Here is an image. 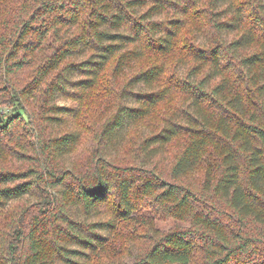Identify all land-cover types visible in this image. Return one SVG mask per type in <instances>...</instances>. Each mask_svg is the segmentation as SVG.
Masks as SVG:
<instances>
[{
  "label": "trees",
  "instance_id": "16d2710c",
  "mask_svg": "<svg viewBox=\"0 0 264 264\" xmlns=\"http://www.w3.org/2000/svg\"><path fill=\"white\" fill-rule=\"evenodd\" d=\"M201 2L0 0V106L13 107L1 114L0 215L37 198L0 230V264H264V0ZM145 52L176 65L139 71L120 91L104 81L113 60L116 86ZM101 84L117 112L77 168L82 135L59 129L80 108L61 103L92 101ZM173 96L141 143L143 166L119 165L128 132ZM179 138L166 175L155 162ZM142 209L187 226L162 232ZM132 225L143 248L108 257Z\"/></svg>",
  "mask_w": 264,
  "mask_h": 264
},
{
  "label": "rangeland",
  "instance_id": "374dc122",
  "mask_svg": "<svg viewBox=\"0 0 264 264\" xmlns=\"http://www.w3.org/2000/svg\"><path fill=\"white\" fill-rule=\"evenodd\" d=\"M236 1H243V0H236ZM207 0H203L200 3V9L202 7H206ZM204 18H206L204 16ZM204 18H200V21L205 23ZM197 24V23H196ZM195 24V25H196ZM194 25V26H195ZM201 25V24H200ZM196 36L194 32L186 37V40L189 41L187 47H196L198 42H192L193 37ZM180 45H182V41L180 39ZM187 43V42H186ZM176 56L168 55L162 57L160 55H155L150 52H145V56L134 64V69L129 75L124 76L121 78H116L114 85V78H113V69L115 66V60L106 68L104 72V81L106 83L111 84L117 91L121 90L122 86L127 82V80L134 75L135 73L145 70L152 65L162 63L165 66H169V71H171V67L176 65ZM111 88L106 84H101V86L94 91V99L92 101H85V102H77L71 100H63L62 105L64 106H72L76 105L79 110V116L76 118H72L69 120L67 125L62 126L59 129L60 134H64L71 130L77 129L80 131L82 135V141L80 143L79 148L74 155L73 164L77 168H84L88 166L91 158L97 154V149L100 148V143L98 136L101 133V130L104 129L106 124L114 118L117 110V103L114 104V101H111L110 93ZM110 93V94H109ZM179 105V98L177 96H173L164 104H161L156 112L153 114L152 117L142 121L137 126L133 127L129 132L127 139L122 147H120L112 157L117 160L119 165H125L128 167L133 168H141L143 166V158L140 153L141 143L146 139L150 138L154 134H158L162 128L164 127V119L168 118L171 115V111ZM2 109V110H1ZM1 113L3 111H13L12 106L8 105H1L0 106ZM27 141L26 138H23ZM185 145V140L183 138H179L174 140L171 144L166 147V152L162 157L157 158L156 162L158 164V168L168 175V172L172 168L175 160L181 154L183 147ZM32 162L29 161H20L17 163V167L21 170H27L31 168ZM37 198L33 197L28 203L22 202L16 204L14 206V211L10 214V217H5V215H0V230L7 228V224H9V219L16 214V217H19V214L22 210L26 207V205H30L31 202L36 201ZM27 205V206H28ZM20 206V207H18ZM148 218L153 220V224L156 229L162 232H169L171 230L177 229L178 227H186L187 223L175 219H166L160 216H155L148 209H142L137 213V218ZM140 221V220H139ZM137 225V224H136ZM136 225L128 226L125 231L123 232L122 237H126L120 240L119 243L121 249L112 251L108 257L114 258L116 256H123L125 260L129 262L130 254L138 253L142 248L143 244L141 243V233L142 229L140 226L135 227ZM145 230L143 231L144 234ZM137 247V249H134ZM145 248V247H144ZM199 260L197 259L194 264H198ZM91 264H105L104 260L101 258H95Z\"/></svg>",
  "mask_w": 264,
  "mask_h": 264
},
{
  "label": "water",
  "instance_id": "95a60500",
  "mask_svg": "<svg viewBox=\"0 0 264 264\" xmlns=\"http://www.w3.org/2000/svg\"><path fill=\"white\" fill-rule=\"evenodd\" d=\"M1 111H0V124L3 122V118H2V115H1Z\"/></svg>",
  "mask_w": 264,
  "mask_h": 264
}]
</instances>
